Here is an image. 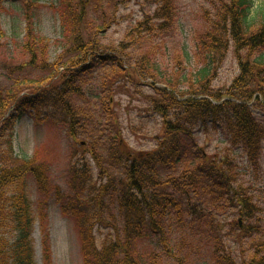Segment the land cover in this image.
I'll list each match as a JSON object with an SVG mask.
<instances>
[{
	"label": "trees",
	"instance_id": "16d2710c",
	"mask_svg": "<svg viewBox=\"0 0 264 264\" xmlns=\"http://www.w3.org/2000/svg\"><path fill=\"white\" fill-rule=\"evenodd\" d=\"M25 1L29 25L24 48L30 55L27 65L41 70L46 67V62L40 60L45 57L44 46L48 44L32 21L35 14L31 9L38 1ZM91 1L54 2L62 21L66 53L74 55H69L68 61L60 55L49 66L53 83L41 82L47 81L49 75L38 81L20 78L26 73V65L12 64L7 75L10 82L0 85V264H36L32 238L35 217L25 188L30 177L42 188L50 183L47 165H36L35 158L20 157L14 152L16 124L34 111L36 124L47 120L48 115L57 117L70 125V134L76 141L82 138L76 124L85 128L83 112L75 109L71 99L86 98V76L105 66L114 69L118 81L131 76L133 82L147 79L162 86L155 89L158 97L149 98L153 110L163 117V132L152 151L127 149L122 138L117 140L121 134L119 119L114 117L117 112H109L107 98H96L98 111L111 117L109 121L92 114L91 124L95 127L85 144L93 149L98 174L94 175L83 159H76L70 171L71 192L65 201V211L77 220L83 263L163 264L159 247L163 240H172V236L167 237V229L172 223H190L193 229H199L193 232L201 230L209 240L216 264H238L233 261L236 256L229 243H236L240 237L253 243L252 262L264 264V237L257 238L261 237L264 218L259 216L260 206L253 195L239 186L235 170V152H242L255 167L264 159V5L254 9L253 0L215 3L220 7L210 20L214 28L204 35L197 32L195 56L181 46V52L173 58L182 69L175 68L176 74L171 75L161 69L153 48L136 59L126 53V45L104 42L102 37L115 22L119 0L98 1L91 14L97 15L99 21L95 17L87 19V4ZM157 2L162 8L144 22L152 24L149 34L137 31L138 28L128 34L136 46L133 52L159 36L154 33L156 26L165 32L177 30L175 0ZM4 3L0 0V10ZM113 5L115 9L111 11ZM231 49L240 74L225 90H217L212 83ZM60 66L65 70L61 72ZM15 73L19 76L15 77ZM106 121L117 132L101 127ZM100 127L108 131V136H94ZM209 132L223 136L231 148L220 158L209 156L201 148L198 138ZM100 148L108 150L109 156ZM77 157L73 155V159ZM104 157L106 160L102 161ZM235 211L245 218L244 226L234 219ZM221 212L231 220L227 222V234L218 227ZM47 238L43 254L45 264H50L52 254Z\"/></svg>",
	"mask_w": 264,
	"mask_h": 264
},
{
	"label": "rangeland",
	"instance_id": "374dc122",
	"mask_svg": "<svg viewBox=\"0 0 264 264\" xmlns=\"http://www.w3.org/2000/svg\"><path fill=\"white\" fill-rule=\"evenodd\" d=\"M37 1L38 4L33 5L31 9L35 14V19L33 18L32 21L36 32L45 38L48 44L44 46L46 49L45 57L40 60L43 64L46 62V67L41 70H32L27 65L30 60V55L24 48V42H27L25 41V33H27L29 25L26 21L24 6L27 1L5 0L4 8L0 10L1 86H5V82H10L7 75L10 73V65L12 64L26 65V73L20 78L38 81L49 75L47 81L41 82H51L49 66L56 63L60 55L64 56V61H68L69 55L71 56L73 53L71 51L72 53L68 54L65 50L67 45L62 38V21L56 12L57 10L53 7L57 0ZM98 1L92 0L87 4L88 21L92 20L93 17L99 21L100 18L96 17L97 15L91 14L95 11ZM220 1L222 0H175L178 12L177 19H179L176 26L177 30L168 29L165 32L156 26L158 30H154V33L159 36L154 38L150 45L143 44L141 47H137L136 52H133L136 46L131 44L132 37L128 34L134 28H138L137 31H143V34L148 35L152 24L144 22L162 8V4L157 0H119L115 22L111 24L102 38L104 42L115 46L126 45V53L134 55L136 59L140 54L152 52L153 48V56L158 58L161 69L164 71L167 69L169 74L174 75V73L176 74L175 68L178 71L182 69L173 58L175 53L177 52L179 55L182 50L181 46H184L191 55H196L194 46L197 32L204 35L203 32L212 31L214 27L210 25V20L220 7L215 3ZM223 1L228 2V0ZM253 3L254 9H257L264 5V0H253ZM114 6L110 7L111 11L115 9ZM111 14L113 15L112 12ZM119 55L122 56V53ZM226 55L223 66L219 68L218 75L212 83V86L217 90H225L240 74L239 63L233 49ZM59 70L62 72L65 69L60 66ZM16 76L19 74L15 73ZM130 79H132L131 76L118 81L111 66L101 67L97 72L86 76L85 82H89L86 98L76 96L71 99L75 109H78L79 113L83 112L82 121L85 124V128L81 124H76V129L83 136L79 139L77 137V141L70 134V125L60 122L57 117L52 118L50 115H48L47 120L36 124V113L31 111L16 124L12 137L14 152L20 157L35 158L36 165H47L49 172L50 183L45 187L47 189L42 188L33 177L27 180V188H25L32 201L35 217L32 238L36 264H45L43 254L45 237H48L51 247L50 264H84L77 220L72 213L65 211L66 206H68L65 201L71 192L69 187L70 171L75 161L77 162L76 159H83L93 169L94 175L98 174L97 162L93 159V149L91 151L92 147L85 144L87 139H91L90 132L92 133V129L95 127L94 124H91L92 114L105 120L109 118V121L111 117L102 116L103 113L98 111V106L95 104L97 97L104 96L107 98V101H110L109 109L111 111L109 112H117L114 117H118L121 131L117 140L122 138L127 149L144 152L152 151L157 147L163 132V117L153 110L149 97H158L155 89H160L162 86L147 79L140 82H133ZM105 109L107 110V108ZM106 123L100 124L101 127L104 125L105 129L110 128L117 132L112 127L111 122L107 123L108 126ZM101 127L96 129L94 136H108V131L104 132L105 130ZM115 128L117 127L115 126ZM222 137L219 134L215 135L209 132L208 134L203 133L198 139L201 148L209 156L217 159L231 149ZM98 150L109 156L108 150L103 148ZM74 154L78 155L75 159H73ZM235 155L237 160L235 170L237 171L239 186L245 189L249 195H253L252 198L260 206L259 216L264 218V159L259 163L260 166L255 167L251 161H247L242 152H235ZM104 158L101 160L105 161L106 157ZM235 213L236 211L233 212V215ZM237 214L233 217L236 218V221L238 220L237 222L242 227L245 224V218ZM228 218L230 217L227 213L221 212L217 220L220 223L218 227L223 229L222 231L226 234L227 222L231 221ZM262 225L261 237H257L261 240L264 237V223ZM181 230L187 231L177 234ZM194 230L199 229H193L190 223L180 226L176 223L170 225L167 229V237L172 236V240H163L159 247V254L164 258L163 264H216L213 262V252H211L209 240L205 238L201 230L198 233L193 232ZM252 244L251 240H243L242 237L236 243L231 241L229 245L232 247V253L236 256V259L232 257L233 261L235 260L238 264H256L252 262L250 257L253 249Z\"/></svg>",
	"mask_w": 264,
	"mask_h": 264
}]
</instances>
